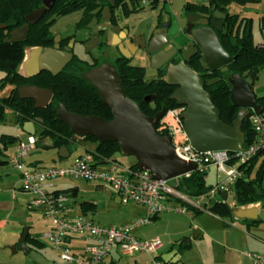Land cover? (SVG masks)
Wrapping results in <instances>:
<instances>
[{
	"label": "water",
	"instance_id": "1",
	"mask_svg": "<svg viewBox=\"0 0 264 264\" xmlns=\"http://www.w3.org/2000/svg\"><path fill=\"white\" fill-rule=\"evenodd\" d=\"M55 1L43 0V6L28 14L26 16L27 22L12 30L10 32L12 37L5 38V41L26 38L30 26L36 24L46 11L54 5ZM211 2L212 0H209V3ZM211 10L210 24H207L208 19L206 17L199 21L202 15L198 13L187 15L186 32H191L193 40L182 48L183 60L176 64L170 63L163 68L165 80L176 86L170 98L184 107L181 114L184 120V128L196 150L202 152L237 151L243 148V120L251 112L263 113L253 84L264 66L254 68L246 78L237 73L230 75L229 81L232 85L230 98L240 110L232 124L224 123L221 120L220 109L214 104L211 94L205 89L204 78L188 64V61L196 53L195 44H198L209 71L227 72L234 67L233 62L236 56L224 49L217 33L223 29L227 13L217 8L216 4L211 7ZM197 21L203 25L191 29L194 22ZM100 27L103 28L104 25L96 26L95 31H98ZM115 36L117 37V35ZM115 42H119V38H116ZM168 42L169 37L165 33L154 35L147 44L141 45L142 47L147 46V53L153 54L151 58L153 68L163 67L173 53L177 51L176 48L171 50H168L169 47L164 48ZM127 43L131 45L128 41ZM120 47L124 55L130 58L131 51L123 43H120ZM39 50L40 48L27 50L21 65V74L24 77L36 75L41 70H47L56 75L72 57L70 51H62L56 48H46L42 54ZM37 57H40L38 62H36ZM29 65H31V73L25 74L23 69ZM84 76L95 87L103 102L111 108L112 118L105 120L101 116L70 112L61 103L58 109V118L70 125L76 139L90 135L95 136L100 142L117 141L123 154L135 156L139 168L150 170L154 178L171 180L174 185H177L178 178L195 170L194 162L186 161L176 154L171 136L162 135L157 130L167 107H163L154 116H147L141 111L138 103L126 95L117 69L109 61H104L102 64L90 68L84 73ZM19 93L21 98L35 100L36 108L46 107L53 96L51 89L36 85L20 87ZM23 130L29 135L36 134V128L32 121L25 122ZM63 150L67 151L66 146H61L58 152L49 159V163H57L59 158L63 157ZM112 160H116V157H113ZM75 182L79 184V190L92 191L96 189L104 191V186L96 187L94 184L78 180ZM105 194L108 197L112 196L110 189H106ZM118 198L117 200L120 201ZM218 202H227L232 209V216L239 219H255L261 206L260 201L241 205L236 199L230 197L226 190H221L213 197L210 205H215ZM83 203H87V201H79L78 205L81 206ZM92 203L97 204V201ZM83 214V211L76 213V215ZM86 214L91 215L92 212ZM225 218L229 220L231 217ZM27 237L28 228H25L20 243L13 246L12 249L24 251L36 264H55L38 251L33 250L27 243ZM111 253H117V249L113 248ZM180 259L181 254L171 264H182Z\"/></svg>",
	"mask_w": 264,
	"mask_h": 264
},
{
	"label": "trees",
	"instance_id": "2",
	"mask_svg": "<svg viewBox=\"0 0 264 264\" xmlns=\"http://www.w3.org/2000/svg\"><path fill=\"white\" fill-rule=\"evenodd\" d=\"M121 1L112 5L110 0H56L41 21L30 26L26 40L5 42L7 33L25 24L26 16L40 8L43 5V0H0V69L6 73V81L13 86L29 81L33 85L51 89L54 92L53 101L45 108H36L34 101L21 99L18 94H8L0 98V112L4 106L10 107L15 111L17 122L22 128L27 121H32L35 128L40 126V139L46 138V146L55 148L66 146L68 150H71L81 141L91 140L97 144L96 152L91 151L96 160L107 161L112 160L113 157H116L117 160L118 154L122 153L117 141L100 142L95 136L90 135L76 140L70 125L58 118L57 111L61 103L70 112L101 116L105 120L112 118L111 108L103 102L95 87L83 75V72L90 68L88 62L74 57L58 75L43 71L29 80H25L18 73V69L24 56L25 47L44 45L46 42L50 44L51 41H45V38L50 35L49 28L54 21L44 25L50 16L54 14L63 16L75 11H82L78 27L92 28L100 20L105 8L108 7L111 10L117 8ZM136 1L138 0H129V5L123 3L127 15L137 12V9L132 5ZM232 1L234 0H222L223 7L221 8L218 7L219 0H212L210 5L193 2H188L185 5L187 9L208 13L212 12L211 7L216 4L217 8L227 13L224 27L217 33L224 49L236 56L233 69L227 72L220 70L210 72L206 68V63L200 52L190 61V66L204 78L205 89L211 94L214 104L220 109L221 120L226 124H232L240 110L230 98L232 89L229 81L230 75L237 73L246 78L254 68L264 66V45L255 44L254 20L251 17H240L239 14L232 12L228 7ZM236 1L244 4L251 2V0ZM151 6L156 7V5ZM258 23L264 34V14L259 17ZM113 63L116 65L126 95L137 102L141 111L147 116H154L163 107L170 108L178 104L176 100L170 98L176 86L165 80L164 69L159 71L158 78L146 80L144 66L132 65L130 59L125 57L115 60ZM257 99L264 115V95L257 96ZM252 115L253 112L243 120V147H247L255 140ZM158 132L166 135L161 130ZM0 140L7 146L8 143H15L16 138L3 135ZM37 142L36 140V144ZM260 157H262L261 163L256 166V161ZM137 165L138 162L134 166ZM239 168L243 171V176L233 185V189L230 191L231 197L241 205L262 200L264 197V150L260 151L247 164L240 165ZM207 174L208 172L195 170L190 176L180 177L176 188L194 197L206 195L215 186L207 182ZM87 205L91 204L83 203L80 206L83 207L84 213H87ZM209 209L220 217H232V209L227 202H218L210 206ZM258 222L260 220L256 219L250 221V224L257 225Z\"/></svg>",
	"mask_w": 264,
	"mask_h": 264
},
{
	"label": "built area",
	"instance_id": "3",
	"mask_svg": "<svg viewBox=\"0 0 264 264\" xmlns=\"http://www.w3.org/2000/svg\"><path fill=\"white\" fill-rule=\"evenodd\" d=\"M141 1L149 5L163 0ZM183 109L179 104L167 108L157 130L171 136L176 154L194 162L195 170L207 172L210 167H216L225 172L224 179L206 194L209 198L215 197L221 190L230 192L235 182L243 176L239 166L247 164L264 150V115L253 112L251 121L255 140L247 147L232 153L227 150L202 152L192 146L185 131L181 116ZM35 148L36 138L29 135L27 142H19L13 163L21 173L22 188L34 195L28 207L40 210L50 224L45 237L58 252L55 264H108L113 248L125 255L146 253L152 264H171L170 260L157 255L163 246L162 240L159 237L140 239L136 236V229L150 224L154 217L162 213L191 215L195 211L205 210L201 196L194 197L180 191L171 180L154 178L148 169L124 165L117 160H96L90 150L77 155L66 166L29 167L25 158ZM192 172L184 176H190ZM64 179L109 186L122 203L133 202L143 206L147 214L121 225H102L86 213L76 215L78 205L73 198L76 191L56 188V182ZM75 237L89 241L83 254L74 252L70 246V240ZM247 254L251 264H264V253Z\"/></svg>",
	"mask_w": 264,
	"mask_h": 264
},
{
	"label": "crops",
	"instance_id": "4",
	"mask_svg": "<svg viewBox=\"0 0 264 264\" xmlns=\"http://www.w3.org/2000/svg\"><path fill=\"white\" fill-rule=\"evenodd\" d=\"M219 1L222 2V0ZM257 1L259 0H251V2H248L249 6H246L245 9V12L247 13L246 17H251L253 20L257 18L259 20V17L263 15L259 14L262 7L260 5L263 4V0H260V2ZM254 15L258 16L255 17ZM9 91L10 90L6 91L4 96H7ZM82 142L83 141L80 143ZM80 143H78L76 147H78ZM38 145L50 149L51 154L46 155L41 160L30 163L32 166L29 167H41L52 164L66 166L69 165L77 155L87 150L85 149L73 157L72 152L75 147H72L71 150H63V157L59 158L57 164L49 163V159L58 152L60 147L55 148L46 146V138H42L39 143L37 142L34 150L37 149ZM212 168L215 167H210L207 172L209 173ZM215 176L216 180L212 183L213 185H217L221 182L225 177V173L220 176V173L216 170ZM2 179L3 178L1 177L0 181ZM60 183L61 180L56 182V188L59 190H61L60 185H62ZM92 184L102 186L95 183ZM72 190L76 191L74 195H77L78 191H82L79 190V187ZM33 196L32 193L25 191L22 188L21 178H19V180H11L10 183L9 181L4 182L0 186V264H3L4 260L3 254L1 253L3 250L5 251L3 248L10 249L20 243L25 228H28L27 243L32 249L38 251L54 263L58 261V252L51 248L52 246L45 237V233L50 230V224L47 219L44 218L43 214L41 213L43 219L47 221L48 225L41 228L37 227L39 219L37 221L36 213H31L32 217H27L25 219L22 218V214H19L21 213L19 206H26L27 209H30L27 204ZM114 196L117 200L118 196ZM211 199L212 198H209L207 195L201 196L205 210L195 211L191 215L180 212H166L159 214L153 218V221L150 224L137 228L135 231L136 236L140 239L159 237L162 240L163 246L160 248L157 255H162L165 259L170 260V262L176 260L178 255L181 254L180 260L182 261V264H251L247 252L264 253V197L262 200H259L261 206L258 216L255 219H239L232 216L229 220L225 217H220L219 215L214 214L209 209L211 206ZM117 202L120 201L117 200ZM79 207L80 206L78 205L76 213L81 211ZM132 209L133 212L131 215L125 217L118 223L109 225L129 223L134 219L146 216L147 214L146 208L143 206L138 205ZM34 210L36 209H32V211ZM256 219L260 220L257 225L250 224V221ZM88 243L89 241L77 237L70 240L71 248L74 252L79 254H83L84 247ZM52 250H55L56 256H54ZM124 255L125 254H121L120 251L113 254L111 253V257L108 258V264H122L121 260ZM125 256L133 258V262H125L123 264H152L150 256L146 253ZM27 258L26 264H36L28 255Z\"/></svg>",
	"mask_w": 264,
	"mask_h": 264
},
{
	"label": "rangeland",
	"instance_id": "5",
	"mask_svg": "<svg viewBox=\"0 0 264 264\" xmlns=\"http://www.w3.org/2000/svg\"><path fill=\"white\" fill-rule=\"evenodd\" d=\"M206 1L207 0H168V2L166 3H164V1L161 2L157 7H152L150 5L143 3L141 0H138L132 3L135 9H137V12H135L137 14V19H132L131 23L134 24L135 30L137 31L142 30L147 33L150 27L153 25L156 17L160 16L162 12L163 15L167 14L171 18L173 17L174 25L171 29V34L178 35V37L176 36L175 38V40H177L181 37V34L178 33H180V29L184 24L181 21V18H183L184 16L183 14L184 5L188 2L205 3ZM257 2H260V0ZM246 6H249L248 2L244 4L236 0L232 1L228 5L229 9L232 12L239 14L240 17L247 16L246 15L247 13L245 12ZM260 6L262 7L259 14H264V0H263V4ZM81 15H82V11H75L73 13L60 16L53 27V31L59 32L62 35L76 34L77 38H84V36H86V29L77 27V22L79 21ZM257 16L258 15H256L255 17ZM253 33H254L255 44H264V34L261 32L259 28V23L257 18H255L253 22ZM87 48L89 50V46L86 47L85 49V47H82L81 45H77L76 50L78 51L79 55H81L80 57L83 58L89 57L88 55L85 54ZM94 54L98 55L96 50L94 51ZM130 62L132 65L144 66L146 68V74H145L146 80H152L157 76L156 70L152 67V60L145 57L143 53L139 52L136 55H134L133 58L130 60ZM5 77H6V73L0 69V98L4 96L6 91L11 89L9 82L6 81ZM253 88L255 92L258 94V96L264 95V69H262L258 73V77L255 80ZM0 113H1L0 137L3 135H7L16 138L15 143H8L7 146L3 143V141L0 140V162H4L0 164V175L3 178L0 181V186H1L4 182L9 181L10 183L11 180L12 181L14 179L19 180V178H21L20 171L14 166L13 155L17 151V145L20 142V140L27 142L29 134L26 133L23 130V128L18 124L16 113L12 108L4 106L3 110ZM36 130L37 131L34 136L39 143V141H41L40 139L41 127L36 126ZM96 148H97L96 142L91 140L83 141L82 143H80L78 147H75L73 149L72 157L84 151L85 149L90 150L92 152H96ZM50 154H51L50 149L38 145L37 149L30 152V154L25 158V161L28 164V166H32L30 163L36 162L37 160H41L46 155H50ZM261 160L262 157H260V159L256 161L257 163L256 166H258L261 163ZM117 161L128 166H133L138 162L135 156L126 155L123 153L118 154ZM216 170L218 171V173H220V176H222L225 173L223 170H218L216 167L212 168L207 176V182L209 184H212L216 180V176H215ZM60 184H62L60 185L61 190H71L79 187L78 183H75L74 181L68 179L61 180ZM73 198L76 201V203H78L79 201L82 202L87 201V204H91V205H87V212H92L90 217H92L95 222H98L102 225L118 223L119 221L123 220L125 217L132 214L133 207L138 206V204L133 202L130 203L117 202L115 196L108 197L94 190L78 191L77 195H74ZM94 201H97V204H93L92 202ZM19 208L21 212L19 214H22L23 219L27 217H32L31 213L37 214V221L39 219L37 224L38 228L48 225L47 221L43 219L41 214L42 212H40V210L36 209L32 211V209L31 210L27 209L26 206L24 207L19 206ZM3 249H5V251L3 250L1 252L4 258L3 264H26L27 261L26 259L28 258H27V254H25L24 251L19 250L15 252V250L12 248L10 249L3 248ZM52 253L54 254V256H56L55 250H52ZM125 262L132 263L133 258L124 255L122 256L121 263L123 264Z\"/></svg>",
	"mask_w": 264,
	"mask_h": 264
},
{
	"label": "flooded vegetation",
	"instance_id": "6",
	"mask_svg": "<svg viewBox=\"0 0 264 264\" xmlns=\"http://www.w3.org/2000/svg\"><path fill=\"white\" fill-rule=\"evenodd\" d=\"M110 1H111L112 5H115L119 0H110ZM163 1H164V3L168 2V0H163ZM163 1H161V2H163ZM161 2H157L156 1V2H154L152 4H149V5L150 6L151 5H156V7H157ZM219 2L220 3L218 4L219 5L218 7L219 8L223 7L222 2L221 1H219ZM123 3H126L127 5L130 4V2L128 0H122L121 3L119 4V7H117V8H114L112 10L110 8H108V7L105 8L104 11L102 12V16H101L100 20L95 25H93L92 28H90V27L84 28V29H86V36H84V38H77L76 34L62 35L59 32H54L53 31V27H54L57 19L60 16H56L55 14L50 16V18L44 24V25H46L50 21H54L53 24L49 28L50 35H48V38H45V41L46 40H50L51 41L50 44L48 42H46V44H44V45H29V46L25 47L24 56H23V59H22V61L20 63V66H19V69H18V73L25 80H29L31 77L36 76V75L40 74L43 71H47V70H41L38 74L30 76V77H24L21 74L20 68H22L21 65H22V63H23V61H24V59L26 57V52H27L28 49H38V48H40V50H39L40 54L45 52L46 48H56V49L62 50V51H70V53L72 54V57L65 64V66H67V64L72 59H74V57H77L80 60L88 62L89 65H90V68H93V67H96V66L100 65L104 61H109L111 64H113L116 67V65L113 63L115 60H120L122 57L127 58L124 55V53H123V51H122V49L120 47V43H123L124 46L126 48H128L131 51V53H132L131 57L127 58V59L131 60L133 58V56L136 55L139 52L143 53L145 55V57L151 59L153 54L147 53V51H146L147 46H143L142 47L141 45L143 43L147 44L148 41L154 35H162V34L166 33V34H168L169 42L167 43V45L164 48L169 47L168 50H171L172 48H176L177 51L173 53L172 57L166 62V64H164L163 67H160L158 69L154 68L156 70V75H157L154 79H156V78H158L159 71L163 70V68L166 65H168L170 63L176 64V63H178V62H180L181 60L184 59L182 48L186 44L190 43L193 40L192 36H191V32L190 31L186 32L187 25H188V20L186 18L187 15H189L190 13H198V14L202 15V17L199 18V21L206 17L208 19V23L207 24H210V20L212 18L211 17V13L212 12L206 13L204 11L190 10V9H187L185 7V5H186L185 4L184 7H183L184 16H183V18H181V21L184 24H183L182 28L180 29V33H178V34H181V37H180L181 40H180V38L175 40L176 36L178 37V35H176V34L172 35L171 34V29H172V27L174 25L173 17L171 18L167 14L163 15L162 12H161L162 15L160 14V16L156 17V19L154 20L153 25L150 27V29L148 30L147 33L142 31V30H138L137 31V30H135L134 24L131 23L132 19H137V14L135 12H132L129 15H127L126 11H125V5H123ZM199 4L210 5L209 1H206L205 3H199ZM51 8H49V9H51ZM44 15H43V17H44ZM41 19L36 24H38L41 21ZM199 21L194 22V24H193L191 29H193L195 27L202 26L203 23H200ZM78 23H79V21L77 22V27H78ZM101 24H103L104 27L103 28L100 27V29L98 31H95V27L98 26V25H101ZM19 27H17V28H19ZM29 30H30V28H29ZM116 30H118V31H116ZM7 34H8L7 37H10V38L12 37L10 35V33H7ZM28 35H29V31H28V33L26 35V38L20 39V40H15V41H8V42H19V41L26 40ZM115 35H117V37ZM116 38H119V42H115ZM97 40H98V42H97ZM127 41L131 45H129L127 43ZM77 45H81L82 47H85V49H86V47L89 46V50L87 48V51L85 53L86 55L89 56L88 58L86 56H85L86 58L80 57L81 55H79L78 51L76 50ZM195 49H196V53L192 56V58L194 56H196L198 54V52L201 53V49H200L198 44H195ZM95 50L97 51L98 55L94 54ZM192 58H191V60H192ZM39 59H40V57L39 58L37 57L36 58V62H38ZM190 61H188L189 65L191 64ZM65 66L56 75H58L65 68ZM206 68H207V65H206ZM88 70H86V71H88ZM23 71H24L25 74L31 73V65L27 66L25 69H23ZM85 72H83V75H84ZM28 85H33V84L31 82H29V81L20 82L19 85H17V86H13V85L10 84L11 89L9 91V95L18 94L19 98H21L20 97V93H19V88L20 87H24V86H28ZM53 97H54V92H53V96H52V99L50 100L49 104L53 101ZM21 99H30V98H21ZM30 100L34 101V105H35V100H33V99H30ZM43 108H45V107H43ZM57 114H58V111H57ZM74 138H75V135H74ZM79 139H76V140H79ZM90 184H92V183H90ZM102 186H104V191H99V190H96V189L94 191H97V192L102 193L103 195H106L105 194V190L106 189H110L111 192H112V196L115 195V193L113 192V190L109 186H105V185H102ZM82 191H86V190H82ZM79 209L84 212L83 207H79Z\"/></svg>",
	"mask_w": 264,
	"mask_h": 264
}]
</instances>
